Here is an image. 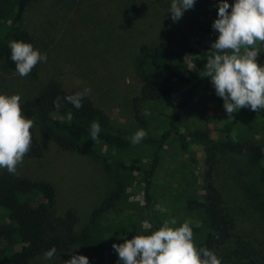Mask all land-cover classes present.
<instances>
[{"label":"rangeland","instance_id":"1","mask_svg":"<svg viewBox=\"0 0 264 264\" xmlns=\"http://www.w3.org/2000/svg\"><path fill=\"white\" fill-rule=\"evenodd\" d=\"M234 0H228L232 5ZM172 0H37L28 11V22L36 29L40 21L41 31L47 45L41 51L47 55V62L38 63L37 79L20 77L17 73L0 70V94H19L22 98V115L28 113L29 94L48 77H58L69 89L90 88L93 102L109 116L114 130L131 137L138 129H144L147 136L158 135L168 123L166 113L173 112L180 98L188 92L189 85L180 86L175 79L168 84L171 92L161 101L144 104L141 109L143 121L135 118L132 98L141 86L136 71L139 46L143 43L156 45L165 34L174 29L201 48L210 49L216 38L197 33L196 23L212 25L217 18L216 0H195L192 9L184 11L182 17L173 22L170 9ZM231 8H229V11ZM39 29V30H40ZM188 71L194 55L187 54ZM257 63L264 65V52L257 57ZM200 87L197 96L185 109L179 126L185 132L208 127L217 130L226 115L218 106V96L210 83ZM32 119V118H31ZM240 132L246 138L261 144L264 150V129L259 121L241 119ZM39 140V133H36ZM44 154L39 159H27L17 171L32 178H44L56 188L57 205L60 212L73 208L78 216L76 229L80 231L87 223L92 210L114 187V179L107 173L100 158L90 154L61 150L45 142ZM102 152L115 157H148V147L136 145L124 152L108 150ZM248 154L219 153L214 181L233 222L228 248L241 236L250 241L264 244V211L250 196L246 186L249 174ZM264 162V161H263ZM203 151L201 146L192 150L178 146L173 135L164 147L157 174L154 177V197L158 204V217L164 221L175 219L178 226L190 223L184 212L185 199L191 191H201ZM2 170V169H0ZM129 198L121 203L113 217L129 216L140 224L142 230L150 227L133 211L143 201L144 187L140 176L128 180ZM156 221V220H154ZM59 259L46 260L44 256L32 264H61L71 255H83L89 264H122L111 244L99 248L82 245Z\"/></svg>","mask_w":264,"mask_h":264},{"label":"trees","instance_id":"2","mask_svg":"<svg viewBox=\"0 0 264 264\" xmlns=\"http://www.w3.org/2000/svg\"><path fill=\"white\" fill-rule=\"evenodd\" d=\"M36 2L37 0H0L1 71L16 73L15 65L10 59L11 41L30 43L39 52L47 45L43 35L37 34L41 31L40 21L36 23V29L28 22V11ZM194 29L208 37L216 38L218 35L208 24L196 23ZM187 54L194 55L191 60L194 69L200 73L198 77L188 71ZM209 55L210 49L201 48L174 29L168 31L156 45L143 43L139 46L136 71L141 86L138 94L132 98V108L137 120L143 121L141 109L144 104L161 101L169 96L170 79H175L182 87L189 85L188 92L180 98L175 110L166 113L168 123L165 128L158 135L147 136L136 144L148 147L146 161L134 155L125 158L117 156L110 160L101 151L105 147L120 153L136 145L130 142V137L113 129L109 116L89 95L83 99V107L79 110L63 101V97L84 89H67L60 78L48 77L31 92L28 113L35 126L30 130L32 145L25 158H41L45 142L64 151L94 155L102 160L115 184L92 210L88 223L78 231L76 211L73 208H68L63 213L59 211L56 188L51 181L32 178L18 171L16 175H12L6 169L0 170V264H32L53 246L57 253L52 259H59L78 245L94 249L106 244H120L124 239H131L134 235H147L161 227L164 222L158 217L153 185L164 147L171 135L180 148L192 150L198 145L203 151L202 190L191 191L184 206L197 247L212 250L221 258L222 264H264V244L261 241H250L239 236L233 246L228 248L233 222L214 181L219 153L250 155L249 174L252 177L247 180L246 186L250 196L264 211V150L261 144L242 135L239 127L241 119H245L259 121L264 129V109L254 112L250 108H242L233 115H228L217 130L204 127L185 132L179 126V120L197 96L199 88L208 86L204 82L210 80V77L204 76L203 68ZM38 74L37 64L29 77L35 80ZM57 96L62 98L63 103L59 111L53 104ZM217 100L218 106L223 107L222 98L218 97ZM93 122H98L101 128L97 141H92L90 137ZM36 133H39L40 140ZM134 175L142 179L144 195L141 205L133 211L141 220L151 224L147 230H142L140 224L129 216L108 219L129 198L127 184Z\"/></svg>","mask_w":264,"mask_h":264},{"label":"clouds","instance_id":"3","mask_svg":"<svg viewBox=\"0 0 264 264\" xmlns=\"http://www.w3.org/2000/svg\"><path fill=\"white\" fill-rule=\"evenodd\" d=\"M195 0H172L170 9L173 22L178 21L184 11L194 7ZM229 8L231 10L229 11ZM218 35L210 44V52L204 65V76L210 77L215 94L222 98L226 115H233L242 108L254 112L264 109V65L257 63V57L264 52V0H234L230 6L227 0H218L217 18L211 25ZM10 59L20 77H27L39 62H47V55L34 49L24 41L9 43ZM194 64L191 69H194ZM91 93L90 88L63 97L75 109L83 107V99ZM19 94H0V169L12 175L23 163L32 145L31 129L35 126L31 118L22 115ZM59 111L62 98L53 101ZM101 128L98 122L91 125L90 137L98 140ZM147 137L144 129H138L131 137L133 145ZM172 219L150 234L134 235L123 243L113 244L122 264H222L212 250L197 247L194 232L188 222L176 225ZM75 247L74 249L78 248ZM57 253L53 246L44 253V259L51 260ZM63 264H89L83 255H71Z\"/></svg>","mask_w":264,"mask_h":264}]
</instances>
